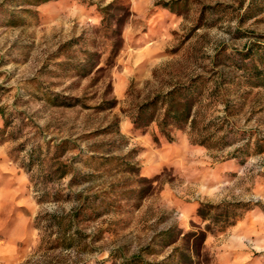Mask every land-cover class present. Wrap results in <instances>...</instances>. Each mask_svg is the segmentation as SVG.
Listing matches in <instances>:
<instances>
[{
  "label": "rangeland",
  "instance_id": "1",
  "mask_svg": "<svg viewBox=\"0 0 264 264\" xmlns=\"http://www.w3.org/2000/svg\"><path fill=\"white\" fill-rule=\"evenodd\" d=\"M41 1L0 0V264H119L148 247L143 258L162 261L172 248L158 235L204 230V203L242 206L207 234L203 260L264 264V88L238 70L264 44V12L240 19L249 0H118L131 15L114 64L81 77L85 52L104 67L98 7L113 0ZM197 77L207 83L194 131L131 125L135 106ZM83 197L95 211L77 228L90 244L52 249L49 220Z\"/></svg>",
  "mask_w": 264,
  "mask_h": 264
},
{
  "label": "trees",
  "instance_id": "2",
  "mask_svg": "<svg viewBox=\"0 0 264 264\" xmlns=\"http://www.w3.org/2000/svg\"><path fill=\"white\" fill-rule=\"evenodd\" d=\"M49 1V0H42ZM166 8L171 11L170 3H164ZM101 13L100 31L108 33L107 56L104 61V67H100V56L97 53L85 52L86 60L79 65L78 74L81 77H87L95 71L100 73L105 67L114 64L115 57L118 55L123 40H121V27L131 15L128 7L120 1L113 0L104 7H98ZM264 12V0H249V3L243 14L239 15L240 19L248 20ZM242 62L238 70L243 72L244 82L249 86L264 88V44L255 42L250 48L242 53ZM97 58V59H96ZM77 69V67H76ZM207 82L200 78H192L183 85H173L161 94H156L143 103L135 106V112L131 118V125L136 130H146L150 124L156 123L162 136L168 135V128L172 127L178 130L189 128L194 131L197 128L196 118L199 115L198 107L203 100V87ZM222 82L214 87L215 91L221 87ZM43 96L53 105L63 106L64 102H58V96L44 91ZM116 100L102 101L97 109L107 111L115 108ZM198 106V107H197ZM4 116V114H3ZM208 130L207 126L204 127ZM222 128V127H221ZM217 129L216 133L221 129ZM214 135H207L198 140L199 145L210 146V139ZM91 202L86 198H81L78 206L69 213L65 218H53L49 223L56 229V238L52 249L77 250L85 251V247L90 244L86 242L87 234H83L77 226L86 219H90L94 209ZM242 206L232 204L211 205L208 203L201 204L197 209V216L203 223L207 222L204 230H193L184 234L180 239V234H176L174 229L163 231L158 235L161 249L172 248L169 255L162 261H146L143 258L144 251L147 255H154V249L150 247L142 249L140 252L129 258L120 257L119 264H207V259L203 260L201 255L207 234L216 228L221 231L232 226L239 218L237 211ZM90 211V214H87ZM93 211V212H92ZM181 240L182 246L176 245ZM93 243V242H91Z\"/></svg>",
  "mask_w": 264,
  "mask_h": 264
}]
</instances>
